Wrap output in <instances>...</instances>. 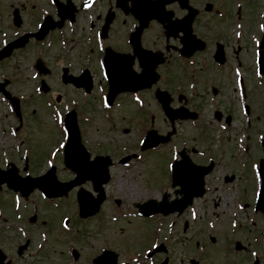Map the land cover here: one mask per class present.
<instances>
[{"label":"flooded vegetation","instance_id":"flooded-vegetation-1","mask_svg":"<svg viewBox=\"0 0 264 264\" xmlns=\"http://www.w3.org/2000/svg\"><path fill=\"white\" fill-rule=\"evenodd\" d=\"M86 1L0 0V9L7 12V21L10 18V24L0 27V43L3 39L8 42L34 32L41 23L48 26L43 40L30 38L23 48L12 52L10 62L28 54L31 47L41 46L44 60L61 62L59 75L64 66L75 76L89 70L92 94L99 89L108 90L109 82L103 76L102 63L107 56L115 57V52L120 54L117 66L123 74L142 72L140 59L149 53L134 50L131 40V31L139 23L132 13L138 0H88L91 5L84 8ZM146 1L156 10L162 8V0ZM187 3L192 7H185L184 0H167L164 8L172 13L170 24H180L179 20L192 17V20L186 19L182 29L191 30L196 36L195 43L186 39L182 29L167 36L155 18L141 34L142 48L156 54L162 52L165 61L156 66L159 80L152 87L136 92L146 100V107L138 111L137 116L146 120L150 115L152 126H157L161 119L166 125L163 132L168 130L170 124L156 98L158 89L170 93L173 107L184 105L196 112L195 121L178 122V127L184 124L189 129L183 127L182 132L178 129L168 146L176 150L185 148L196 157L201 152L202 156L212 157L207 161L199 156L197 161L201 164L215 162L206 177L207 189L227 186L235 178L233 164L237 163L238 137L244 136L246 142L254 140V123L264 122V0H188ZM107 20L108 28L103 30ZM186 41L190 43L187 52L198 47L188 56L180 53ZM52 73L51 69L49 75ZM258 82L262 83L259 89ZM13 83L11 79L9 86L13 87ZM131 94L125 92L122 96ZM193 123L195 127L190 126ZM221 125L227 129L223 131ZM202 133L208 134V142L219 133L221 137L215 149L201 144L203 140L198 136ZM248 149L247 145L245 150ZM212 150L214 155H209ZM75 194L76 188L67 197Z\"/></svg>","mask_w":264,"mask_h":264},{"label":"rangeland","instance_id":"rangeland-1","mask_svg":"<svg viewBox=\"0 0 264 264\" xmlns=\"http://www.w3.org/2000/svg\"><path fill=\"white\" fill-rule=\"evenodd\" d=\"M6 14L7 12L1 9L0 27L9 22ZM82 35H85V32H82ZM36 58L37 55L31 48L28 54L18 56L16 61L8 62L7 60L2 63L1 68L7 72L10 71L12 63H15L20 71L24 72L25 77H22L24 80L14 79L13 87L18 91L26 92L33 88L32 82L27 85L24 84L32 79L33 70L30 66L34 64ZM54 69L58 70V64L54 65ZM9 75L11 77L12 74ZM48 81L52 85L50 87L51 93L55 94L57 98L60 97L67 101L68 105L71 104L68 95L72 94L60 89L62 87L58 74L54 72ZM256 86L259 89L261 85L256 83ZM32 96L33 99L30 104L26 101L27 97L24 99L25 102L22 100L27 124L20 131V139L10 135V128L8 130V127L12 119L11 111L0 97V166L2 167L6 163L4 160L9 157L11 160L17 161L20 167L23 166L25 163L24 153L26 152L23 150L30 145L32 151L29 164L33 172H40L50 152L61 140V136L56 130L50 133L51 128L56 129V127L50 115V109L46 108L47 106L44 104L48 94L41 97L34 92ZM98 97L99 95L94 92L85 104L81 99V102H78L77 110L81 133L85 143L91 146L93 151L110 153L117 162L121 156L137 151L142 126L136 119V108L132 102L105 110ZM108 111L110 115L106 114ZM258 122L255 127L264 129V122L260 120ZM146 123L149 127L151 124L149 117H147ZM156 124L158 125L155 127L160 131L166 128L161 119ZM4 128H7L6 132H3ZM184 129L188 130L189 128L184 127ZM195 133L196 130H194ZM198 137L203 140L201 143L203 146L211 145L215 148L218 144L217 133L209 142H207L208 134L202 133ZM5 149L8 151H5L7 155H4L3 150ZM259 152L260 149L255 147L253 154L250 155L252 159L256 160ZM144 154V160L147 158L145 162L135 159L130 161L129 166L117 162L111 168L112 179L106 187L107 201L102 208L101 218L97 216L85 220L82 222L81 229H78L76 225L78 218H74L70 221L69 229L71 230L65 233L60 228L62 217L59 218L60 212L66 213L65 207L57 209L55 206L44 205L41 208L40 221L50 220L56 223L50 229V240L41 236V231L35 232L30 246L31 250H24L23 256L17 257L15 245L23 240L21 239L22 234L16 227V222L20 221L16 216H13L16 222H10V234L9 229L5 227L8 225L7 222L2 221L0 223L1 242L5 249L15 257L16 264H65L70 260L67 249L71 246V240L81 251L80 264H92L91 258L99 253L102 247H109L118 251L120 261L128 259L132 264H142L134 263L132 257L136 255L135 252L141 248L143 242L150 239L151 233L144 227L146 225L144 218L124 217V214H129L130 211L135 210L134 204L136 202H142L148 198L161 199L163 188L166 187V168L168 158L171 157V151L170 147H165L160 151H148ZM226 159L235 162L232 158ZM245 160H248V157L244 154L237 156V163L233 164L236 166L233 171L236 177L231 185L217 186L216 189L212 187L205 197L195 201L193 210L196 212L187 209L180 217L174 216L172 231L167 228L168 220L170 221L171 218H165L163 222H160L163 230L161 229L162 233L159 230V238L165 240L166 235L168 236L166 242L168 249L159 253L157 256L159 262L168 256L169 264H190L191 258H195L204 264H232L233 260L243 263L245 259L255 257L252 252L254 251L260 256V264H264V253L259 250L256 239L264 229V216L260 213L253 215L251 206H247L241 213L242 215H238V218H235L236 214L234 213L240 210L238 203L242 197L252 202L256 188L253 173L246 168L249 167V164L245 165ZM57 174L64 178L70 176L69 171L61 169L57 171ZM6 190L0 191V206L3 204L6 212H9L11 209L10 195ZM165 190L172 194L171 198L175 197L170 186ZM115 200H120V206L115 204ZM191 211L196 213L194 218L191 216ZM25 215L26 206L23 217ZM234 224L238 226L236 227ZM137 226L140 227L138 231H136ZM235 227L236 230H233ZM234 239L242 241L246 246L249 245V248L241 252H235L233 249L232 251L228 250L226 246L232 245ZM40 247L42 251L36 253L41 249ZM143 264L149 263L145 261Z\"/></svg>","mask_w":264,"mask_h":264},{"label":"water","instance_id":"water-1","mask_svg":"<svg viewBox=\"0 0 264 264\" xmlns=\"http://www.w3.org/2000/svg\"><path fill=\"white\" fill-rule=\"evenodd\" d=\"M150 138H151V134H150ZM156 142H158V141H156ZM156 142H155V144H156ZM150 144H151V141L148 139L146 145L149 146ZM66 157H67V164L69 166H71L74 170H76L77 172L80 173V177L79 178H82L81 180L84 179V174L85 173L94 174V172L97 170V169H95V167H93V164L89 165V166H86V165H83V163L82 164L81 163H77L76 159H74V153H73V150H72L71 147H69L66 150ZM106 160H107V162H106V165L104 166V174L107 176L106 167L108 166V164L110 162H109V158H107ZM260 171H261V175H262V178H263V184H262L261 196H260V199H259V202H258V207L264 210V160L262 162V166H261V170ZM0 178H1L2 181L5 178L8 179L9 178V172L0 170ZM105 180H107V177L105 179H103L102 181H105ZM10 181L11 182H15V183H23L24 182L23 180L12 176L11 173H10ZM102 181H99V184H101ZM179 182L181 183V180H179ZM183 187H185V188H183L181 190V192H183L185 194L188 193V189H187L188 187H186L184 185H183ZM82 197L84 198L83 199V204H82L83 211L86 212V210H91V212H93L92 211L93 206L91 205V203H90L89 199L87 198V196L83 195ZM100 202H101V199H98V202L96 204H98ZM178 203L179 202L176 201V202H174L172 204H169L167 199H164L162 202H159V203L154 201V200H151L149 202H146L144 204V206L145 205L146 206H151L150 207L151 208V212H157V211H165L166 212L168 210H166L164 207H167V206H170V205H173V204H174V207L171 208L170 210H177V209L182 210L186 206V205H184V206L178 207V205H177ZM108 255H111L113 257L112 258L113 261H111L110 264H114L116 262V254L114 252H112V251H108ZM3 260H4V257L2 255H0V264L3 263ZM103 260H104L103 256H99V257H97L95 259V263L96 264H103L104 263ZM192 264H197V263L192 260Z\"/></svg>","mask_w":264,"mask_h":264},{"label":"snow or ice","instance_id":"snow-or-ice-1","mask_svg":"<svg viewBox=\"0 0 264 264\" xmlns=\"http://www.w3.org/2000/svg\"><path fill=\"white\" fill-rule=\"evenodd\" d=\"M61 147H64V145H61ZM253 167H255V165H253Z\"/></svg>","mask_w":264,"mask_h":264}]
</instances>
